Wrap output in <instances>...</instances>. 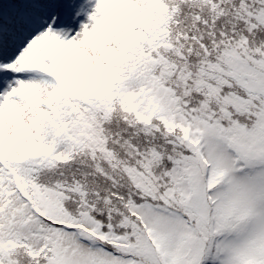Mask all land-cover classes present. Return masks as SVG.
Here are the masks:
<instances>
[{"label": "snow or ice", "instance_id": "snow-or-ice-1", "mask_svg": "<svg viewBox=\"0 0 264 264\" xmlns=\"http://www.w3.org/2000/svg\"><path fill=\"white\" fill-rule=\"evenodd\" d=\"M0 264H264V0H0Z\"/></svg>", "mask_w": 264, "mask_h": 264}]
</instances>
